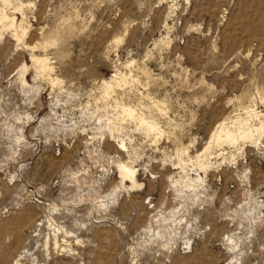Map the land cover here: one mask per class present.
I'll return each mask as SVG.
<instances>
[{
	"label": "rangeland",
	"instance_id": "1",
	"mask_svg": "<svg viewBox=\"0 0 264 264\" xmlns=\"http://www.w3.org/2000/svg\"><path fill=\"white\" fill-rule=\"evenodd\" d=\"M2 7L21 8L27 36L0 25V264H264V136L212 144L208 171L194 166L221 122L264 114V0Z\"/></svg>",
	"mask_w": 264,
	"mask_h": 264
},
{
	"label": "bare ground",
	"instance_id": "2",
	"mask_svg": "<svg viewBox=\"0 0 264 264\" xmlns=\"http://www.w3.org/2000/svg\"><path fill=\"white\" fill-rule=\"evenodd\" d=\"M1 2H2L3 6H7V5L10 4V0H1ZM3 8L4 7H2L0 9V25L3 26V29L11 31L12 32L11 34L15 38V40H17L18 43L19 42L21 43L25 39V37L27 36L26 35L27 31H25L26 29L23 30V19L24 18H22L21 22H17L16 17H14L16 12L20 11L21 8L19 10L16 9L13 13H8L7 11H5V8L4 9ZM32 61H33V64H34L35 68L41 70L43 75H46V74L49 75L50 72H52L51 71L52 66L50 68V64H49L48 60H46V59H38V58H36V56H32ZM26 71H27L26 67L24 66V68L21 70L22 77H23V75L25 74ZM51 80L53 82H58L57 80H53V79H51ZM125 81H127V80H125L124 76H122L120 74H117V75L113 76L110 79L109 82L104 81L102 88L105 91V94L109 96L110 94H114L115 93V85H117V87H120L119 85L120 84H124ZM23 82H24V85H25L26 81L23 80ZM115 104H116V106H115L116 109L121 111L122 116L135 118L136 110L134 111V109H132L131 107L127 106L125 103H123L121 101L117 102V100H116ZM246 114H247V116L249 118L254 119V120L256 119L258 121V124L249 125L248 123H245V122H240V121H236L235 122L234 121L235 122V123L233 122L234 126L231 129V128L227 127V120L221 122L217 126V128L215 129V132L212 134L208 147L205 148V150L203 152H201L200 154L197 155L196 162L193 161V162H195L194 166L198 170L206 173L208 171V169L211 167V165H212L211 162H208L206 160V153L209 151V148H210V146L212 144H228L230 146H234L235 145V147H236V145H239V143H241V142L243 144L245 142H251V143L256 142V139H257L256 136L258 137L257 140H260V138H262L264 136V114L262 113L263 114L262 115L261 113L257 112L256 109H252V108H249V110L246 112ZM137 119H138L140 125H146V127L148 129V132L157 133V134L162 135L161 134L162 130L160 131V129H158L156 122H148L146 120V118L144 116H141V115H138ZM115 130L114 129L113 130L109 129V134H110V136L112 138H113V131L115 132ZM124 149H126V145H125L124 141H121L120 144H119V151L122 152ZM181 159H179V160H181ZM202 159L204 161H202ZM182 163H180V165L182 166V169H183L184 168V165H183L184 163L183 164ZM118 171H119L120 177L123 180V183L125 182L126 184H130L132 189L141 188V185L137 181V170H135L133 168H130L129 166H127L125 164H119L118 165ZM188 183H189L188 186H187L188 188H198V184H202L203 183V179H201L200 177H198L196 180H192L191 178H188ZM122 189H125V188H122Z\"/></svg>",
	"mask_w": 264,
	"mask_h": 264
}]
</instances>
